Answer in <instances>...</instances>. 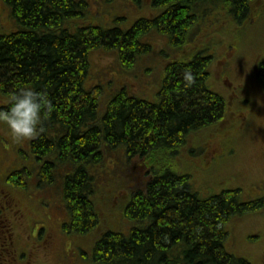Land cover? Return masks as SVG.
<instances>
[{"label": "trees", "instance_id": "obj_1", "mask_svg": "<svg viewBox=\"0 0 264 264\" xmlns=\"http://www.w3.org/2000/svg\"><path fill=\"white\" fill-rule=\"evenodd\" d=\"M189 1L154 0L166 11L153 20L104 29L89 0H0L9 22L0 28V93L8 99L0 118L29 134L37 182L61 179L68 213L61 230L98 231L103 186L114 181L104 171L115 153L139 159L145 169L142 183L126 191L123 225L98 232L81 253L83 264H249L227 251L226 224L253 203L241 202L239 189L202 195L191 186L185 160V170L176 171L151 156L160 147L167 154L180 148L188 133L224 117L226 100L210 82L213 56L190 51L164 62L153 102L125 81L152 50L149 31L167 33V42L181 47L198 21ZM252 1L233 0L235 15L249 13ZM102 47L114 49L123 72L97 83L91 53ZM257 69L264 84V61ZM23 174L30 172L24 167L12 180L20 183Z\"/></svg>", "mask_w": 264, "mask_h": 264}, {"label": "rangeland", "instance_id": "obj_2", "mask_svg": "<svg viewBox=\"0 0 264 264\" xmlns=\"http://www.w3.org/2000/svg\"><path fill=\"white\" fill-rule=\"evenodd\" d=\"M134 1L89 0L96 20L104 29H128L144 17L143 8ZM224 1L204 0L198 6V21L191 39L188 36L178 43L181 46L178 50V45L165 41L158 31L152 33L149 39L152 50L144 60L148 58L131 74L128 71L125 81L132 92L152 101L164 62L175 54H183L186 48H190L189 52L202 50L204 55L212 54L210 82L226 100L224 117L216 124L188 133L180 148H172L167 154L160 147L151 156L159 157V166L163 161L171 162V169L176 171L185 170L182 163L185 160L191 173V186L202 195L239 189L240 201L246 205L253 203L255 207L246 208L243 214H235L228 220L226 249L249 264H264V99L260 96L262 86L257 82L255 70L256 64L264 61V0L256 4L253 0L249 13L242 16L235 15L232 3L224 7ZM7 19L6 12L0 8V28L8 27ZM115 54L114 49L104 47L91 53L90 74L96 77H90L94 81L99 83L104 77L111 80L123 72ZM7 102L0 93V107ZM19 128L0 118V138L5 146H0V172L8 166L19 172L25 167L30 172L26 177L23 174L20 183L9 175L0 186H6L19 201L14 198V216L3 222L10 247L6 256L9 260L12 249L17 259L11 257L15 260L11 264H83L81 253L87 252L98 232L123 225L119 211L125 205L126 191L142 183L140 175L145 169L138 167L139 159H126L115 153L106 162L108 170L104 171L112 172L114 181L103 186L106 198L103 213L107 216L101 213L98 231L89 236L65 234L61 226L68 221V213L61 179L53 184L37 182L38 166L29 150V134Z\"/></svg>", "mask_w": 264, "mask_h": 264}, {"label": "flooded vegetation", "instance_id": "obj_3", "mask_svg": "<svg viewBox=\"0 0 264 264\" xmlns=\"http://www.w3.org/2000/svg\"><path fill=\"white\" fill-rule=\"evenodd\" d=\"M203 1L204 0H192L191 2L189 1V3H190L189 4V10L191 11V14H194V16H197V14H198V6H200ZM232 1L233 0H225L224 3H223V6L224 7H229L230 4L232 3ZM258 1L259 0H255L254 3L256 4ZM134 2H136L138 4V7H142L144 12H145L144 17H141V18H144V19H146L148 21L153 20L154 18L159 16L162 12L164 13L166 11L165 7L161 8V5L155 4L154 0H135ZM247 7H251L249 2H248ZM249 10H250V8H249ZM234 12H235V10H234ZM196 19H197V17H196ZM193 28H194V26L192 27V29ZM151 31H149L150 34H149L148 40L151 39L150 36H152L151 34L154 33V32L151 33ZM190 31L189 32L187 31L186 34L182 38L186 39L188 36H190L192 34V32H190ZM161 35L163 36L165 41L169 40V37H170L169 34L164 33V34H161ZM188 39H191V36ZM148 42H151V41H148ZM189 53H190L189 49L186 48V50L183 51V56H185V55H187ZM209 55H211V57H212V54H209ZM261 63H263V61H259L256 64V68H255V70L257 71L256 73H258L257 67L259 65H261ZM256 79H257L258 84L260 83L261 86H262L260 88L261 89L263 88V90H264L263 82L259 81L257 76H256ZM157 89H156V92H157ZM234 89H236V87ZM261 89H259L261 91V95L260 96L262 97V99H264V92ZM156 92H154L153 95H156ZM232 95H233V93H232ZM149 101L153 102L154 100H152V101L149 100ZM1 140H2V138H0V146L5 147L1 143ZM17 151L21 152V149H18ZM0 156H1V154H0ZM1 159L2 158L0 157V161H1ZM17 171L19 172V170L13 169V168H11L9 166L8 167H4L2 169V171L0 172V186H1V184L5 183V181H6V179H7V177L9 175H10V177L12 179V177L16 174ZM12 195L13 194H11L8 191V188L6 186L5 187L3 186L2 188L0 187V264H11V263H13L15 261V260H12L11 257L14 258V256H16V254L14 255V251H12V249H11L12 252L9 251L11 253V254H9V260H8V256H6L7 255L6 249H8V248L10 249V247H9L8 239H7L6 234H5V229L3 228V226H4L3 222L6 221L5 219L6 218L10 219L11 216H12V218L14 216L12 208L15 205V201L14 200L16 198L13 197ZM16 201H18V199H16ZM14 259H17V258H14Z\"/></svg>", "mask_w": 264, "mask_h": 264}]
</instances>
